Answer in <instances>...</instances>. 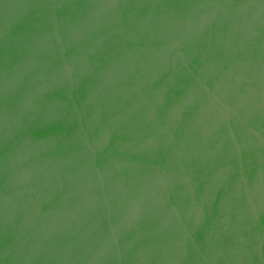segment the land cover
I'll list each match as a JSON object with an SVG mask.
<instances>
[{"label": "water", "instance_id": "water-1", "mask_svg": "<svg viewBox=\"0 0 264 264\" xmlns=\"http://www.w3.org/2000/svg\"><path fill=\"white\" fill-rule=\"evenodd\" d=\"M47 179L66 204L19 200ZM36 240L43 264H264V0H0V264Z\"/></svg>", "mask_w": 264, "mask_h": 264}, {"label": "flooded vegetation", "instance_id": "flooded-vegetation-1", "mask_svg": "<svg viewBox=\"0 0 264 264\" xmlns=\"http://www.w3.org/2000/svg\"><path fill=\"white\" fill-rule=\"evenodd\" d=\"M37 151H39V150H37ZM35 149L33 150V152L34 153H36L37 152ZM15 166V165H14ZM7 167V166H6ZM5 166H2V170H4L5 168H6ZM16 167V166H15ZM16 169L17 170H19V171H23V169L25 170V171H27L26 170V167L25 166H23V165H21V166H17L16 167ZM49 169V167H43V170L41 171V172H46L47 170ZM24 172V171H23ZM43 172V173H44ZM36 173H39L38 172V170L36 171ZM36 173H35V175H36ZM32 177H34V176H32ZM36 179V178H35ZM61 179V178H60ZM48 180V185H43V186H41V185H39L38 184V182H36L35 181V183H34V185H35V187L36 188H38V190H42V192L43 193H51V195L50 196H48V197H41V198H39V197H33V198H26V197H20V199L19 200H22L23 201V204L25 203V204H33L34 202H38V203H40V204H45V205H43V207H45V206H47V205H51V204H54V206H55V204H66V202L64 201V197L62 196V199L63 200H61V195H60V197L58 198V199H56V197H55V195H54V193L52 194V192H54V191H52V187H53V185H55V182L57 181L56 179H47ZM45 181V180H44ZM43 182V181H42ZM38 184V185H37ZM56 184H59L63 189H65L66 190V188H69V186L70 185H68V182H65V181H59V182H56ZM32 186H33V182H32V184H31ZM59 190H60V192L61 193H63V191L64 190H62L61 188H59ZM37 194V193H36ZM42 194V193H41ZM25 201V202H24ZM74 202H75V200H74ZM116 204V203H115ZM117 205V204H116ZM32 206V205H31ZM29 206H22L21 204H19V206H18V208L20 209V213H22V215L21 216H23V215H26V216H32V217H36V218H38V216L39 215H44V213H41V214H37V213H30L28 210H27V208H28ZM46 214V213H45ZM46 215H49L47 218H50V217H55V216H57V215H54V214H46ZM81 220H83L82 218H81ZM14 235L15 236H17L21 241H23V240H25V239H27L26 237H30L31 235H35V236H40L41 234H40V231L38 230V231H26L25 229L24 230H22L21 232H17L16 234L14 233ZM25 237V238H24ZM24 238V239H23ZM37 240L35 241V242H33L32 244H22L20 247L24 250V251H29V252H33L34 251V253L36 254V255H33V259H30L31 258V253H29V254H27V257H28V260L27 261H23V262H21V264H43V261H42V259H40L41 257L42 258H44V255L46 254V253H48V255L49 254H53V253H56V251L55 252H52V250L53 249H58V247H56L55 245H48V246H41V245H37ZM36 247V248H35ZM63 247H65V250L67 251V252H71V246H69V245H64ZM62 247V248H63ZM69 250V251H68ZM79 250V249H78ZM89 250V246H87V245H83L82 246V249H81V253L82 252H87ZM27 257L25 256V258L27 259ZM52 264H53V261L51 262ZM54 264H73V263H71V262H66V261H63V262H61V260H59V261H55V263ZM112 264H117V263H112Z\"/></svg>", "mask_w": 264, "mask_h": 264}]
</instances>
